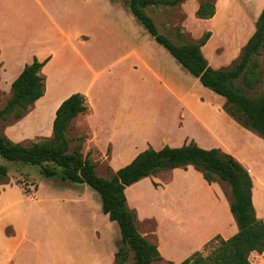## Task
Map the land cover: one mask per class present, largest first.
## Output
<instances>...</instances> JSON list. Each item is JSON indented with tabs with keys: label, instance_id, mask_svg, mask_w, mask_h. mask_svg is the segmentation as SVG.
<instances>
[{
	"label": "rangeland",
	"instance_id": "rangeland-1",
	"mask_svg": "<svg viewBox=\"0 0 264 264\" xmlns=\"http://www.w3.org/2000/svg\"><path fill=\"white\" fill-rule=\"evenodd\" d=\"M120 1L127 4L128 0ZM201 1L204 0H188L184 4L175 6L152 5L146 7L145 11L153 18L158 31L167 35L175 43L198 40L204 33L212 30V38L207 40V44L201 48L209 65L214 68L234 66L243 45L254 30L253 16L263 0L221 1L218 15L211 22L196 16V9ZM68 2L69 0L63 3L60 0H53V2L50 0H0V10L3 11L0 13L4 15L2 24L7 27L11 38L15 37L21 41L24 32L27 31L26 25L33 22L34 44L28 48H36L40 41L53 36L52 33V36H48L47 32L54 31V21L69 24L72 11L69 10ZM55 5L60 8L58 17L57 11L51 9V6ZM89 7L86 2L82 4L83 21L77 23L79 32L88 36L92 35L87 17L91 16ZM108 7L113 9L108 5H101V9L105 10L102 16L105 18L112 16V19H115V29L120 39L126 37L129 29H136L150 37L146 28L131 13L128 6L125 8L127 15L121 18H116L113 10L108 12ZM178 31L182 33L181 37L177 35ZM154 43L153 54H151L154 58L152 63L156 65V68L160 64V73L164 79L176 88L179 95H184L186 101L189 100L195 112L205 118L207 124L210 125L212 133L210 135L196 125L187 114L182 122L204 142L203 148H219L233 155L249 171L253 179L252 193H254L253 202L256 214L264 222V137L236 122L225 111L226 100L223 96L203 86L164 46ZM127 48L128 43H120L113 51L120 53ZM22 53L25 52L22 51ZM253 62L255 71L260 73V81L254 87H245V89L251 95H259L264 92V49L253 57ZM237 84L243 85L240 79ZM4 87L5 85H2L3 89H0V109L10 96ZM200 98L203 99L208 109L203 110L197 106L199 103L197 99ZM216 105L222 106L221 111L216 109ZM169 114L170 120L171 117L173 122L178 120L179 117L175 112L173 114L169 112ZM16 123V120L12 118L0 119V132L5 135L8 133L15 139H19L22 144L45 138L28 136L27 130H23L20 128L22 125L18 126ZM72 141L71 146L77 144V137ZM102 151L103 148H100L99 153ZM98 156L97 154L90 156L91 159L96 160V163L94 162L96 172L101 177L109 178L114 171L108 168L105 161L100 162L101 159ZM21 165L20 163H9L8 176L21 181L16 174L22 168ZM25 166L30 168L34 165L26 164ZM187 167L178 168L188 170ZM189 170L188 173L182 171L173 173L172 170L157 172L153 175L158 178L157 186L153 184L150 176L144 177L140 183L128 189L127 202L130 209L135 208L138 212L137 229L149 241L154 243L156 233L158 243L163 244L166 250L174 246L186 252L192 243L208 239L198 250L207 254L217 243L216 235L219 234L226 238L237 231L236 223L229 210L230 186L222 180H217L207 186L201 183L203 177L199 171L194 167ZM170 175L174 176L172 180ZM34 176L39 181L48 180L43 175L35 174ZM85 186L92 199L93 211L97 215L96 221L91 222L88 218L84 219L81 224L83 230L80 233L67 229L71 222L78 225L77 220L70 219V222L67 218L63 219L57 212H51L45 222L33 219L34 247L29 264H94L96 251L100 253V258H107L101 244H105L107 249L115 248L117 251L122 246L119 226L102 212L99 193L89 185ZM172 216L176 218L173 219ZM249 259L251 264H264V251L252 252ZM114 264H135L133 251L127 249V258L124 262L117 261L115 257ZM152 264L176 263L170 260H157Z\"/></svg>",
	"mask_w": 264,
	"mask_h": 264
},
{
	"label": "crops",
	"instance_id": "crops-1",
	"mask_svg": "<svg viewBox=\"0 0 264 264\" xmlns=\"http://www.w3.org/2000/svg\"><path fill=\"white\" fill-rule=\"evenodd\" d=\"M65 1L60 0L61 3ZM119 1L69 0V10L72 11L69 24L54 21V31L47 32L48 36H53L40 41L32 49L28 47L34 44L33 22L26 25L27 31L19 41L10 37L7 27L2 24L4 15L0 13V89L5 85L4 90L10 94L12 81L25 65L30 64L34 57L39 61L48 58L40 70L45 77L44 94L29 107L21 119L16 120V125H22L20 128L27 130L28 136L50 137L55 111L60 103L72 93H81L85 96L87 109L72 119L66 137L71 140L84 137L83 155H88L89 158L91 155H99L100 162L105 161L114 172L149 146L160 149L164 145L177 147L189 142L204 146V142L182 122L186 114L208 134L212 133L205 118L199 116L189 100L186 101V97L179 95L176 88L164 79L160 73V64L156 68L152 63L154 58L151 54L156 42L153 37L150 34L147 37L136 29H129L122 40L116 32L115 19L112 16H102L105 10L101 9V5L113 8L108 7V12L113 10L116 18L127 15V4ZM221 1L224 0H216L215 14L206 19L208 22L218 15ZM84 2L90 6L91 16H87L92 29L90 36L80 33L77 28V23L83 21L81 6ZM263 6L264 0L256 8L253 16L255 21ZM51 9L57 11L58 17V5L51 6ZM210 33L212 38L213 31ZM120 43H128V48L120 53L113 51ZM197 100V106L203 110L207 108L202 98ZM216 109L221 111L222 106L216 105ZM169 112H175L178 120L173 122L172 117L170 120ZM6 134L11 140L20 142ZM100 148H103L101 153ZM90 160L96 163L95 159ZM192 167L189 165L188 170H171L173 173H188ZM150 177L157 184V176ZM170 178L172 180L174 176ZM36 182V189L30 193H25L12 177H8L0 185V264L31 263L29 258L34 247L33 219L45 222L51 212H57L70 222V219L77 220L78 225L71 222L67 229L80 233L84 219L96 221L97 215L93 211L86 183H74L57 177ZM201 183L207 186L212 184L204 179ZM132 185L125 188L126 196ZM126 199L128 200L127 197ZM137 213L136 211V216ZM207 240L192 243L186 252L174 246L162 250L163 244L158 243L156 233L154 243L161 260L178 264L199 250ZM101 248L107 258H100V253L96 251L93 263L114 264L117 249H107L105 244H101Z\"/></svg>",
	"mask_w": 264,
	"mask_h": 264
},
{
	"label": "trees",
	"instance_id": "trees-1",
	"mask_svg": "<svg viewBox=\"0 0 264 264\" xmlns=\"http://www.w3.org/2000/svg\"><path fill=\"white\" fill-rule=\"evenodd\" d=\"M184 1L186 0H128L127 6L158 44L164 46L203 86L225 98L224 109L236 122L264 137V92L251 95L245 89L254 87L260 81V73L255 71L253 57L264 49V6L236 64L214 68L209 65L201 49L210 38V31L198 40L175 43L158 31L153 18L145 11L148 6H175ZM215 2L216 0L201 1L196 9V16L200 19L213 17ZM177 35L181 37L182 33L178 31ZM47 60L48 58L42 61L34 58L12 81L10 96L0 109V119H21L29 107L44 94L45 77L40 70ZM239 79L243 84L241 86L237 84ZM86 109L85 96L78 92L72 93L55 111L52 136L29 144L15 142L0 132V185L8 180L9 163L22 164V168L16 173L21 181H14L25 193L36 189L35 174L86 183L99 193L102 212L119 226L122 246L115 254L116 260L124 262L127 249H130L133 251L135 264H152L162 258L157 245L138 231L136 213L127 204L125 188L157 172L191 165L202 174L207 183L222 180L229 184V210L237 231L228 238L216 235L217 243L207 254L197 250L178 264H251L250 254L264 251V222L257 216L254 207L253 179L233 155L219 148H203L194 142L177 147L164 145L160 149L149 146L109 178L101 177L96 172V164L82 153L84 137H78L74 146H71L72 140L66 137L72 119ZM26 164L34 166L26 168Z\"/></svg>",
	"mask_w": 264,
	"mask_h": 264
},
{
	"label": "bare ground",
	"instance_id": "bare-ground-1",
	"mask_svg": "<svg viewBox=\"0 0 264 264\" xmlns=\"http://www.w3.org/2000/svg\"><path fill=\"white\" fill-rule=\"evenodd\" d=\"M239 39H240V38H239ZM243 40H244V39H243ZM253 188H254V187H253ZM252 191H253V189H252ZM253 194H254V193H253ZM253 203H254V202H253ZM163 248H165V247L162 246V250H163Z\"/></svg>",
	"mask_w": 264,
	"mask_h": 264
}]
</instances>
